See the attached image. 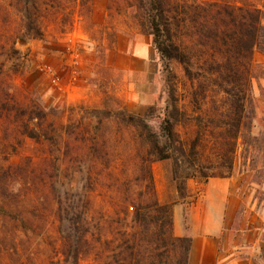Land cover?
<instances>
[{
  "label": "rangeland",
  "instance_id": "374dc122",
  "mask_svg": "<svg viewBox=\"0 0 264 264\" xmlns=\"http://www.w3.org/2000/svg\"><path fill=\"white\" fill-rule=\"evenodd\" d=\"M169 1L183 19L197 5L258 9L264 26V0ZM148 3L0 0V170L30 176L0 182L18 193L0 189V264H115L129 260L128 247L134 264H174L154 219L143 227L133 218L134 204L155 200L172 206L173 236L190 240L188 264H264V31L248 82L229 84L226 67L205 75L217 68L203 57L205 79L192 86L182 65L160 59ZM179 38L201 52L191 24ZM165 65L186 113L178 131L196 148L188 158L209 177L189 179L185 200L173 175L182 180L186 158L157 161L127 122L153 107L159 132ZM243 97L235 137L230 103ZM83 213L91 247L78 257L67 231L74 221L83 229Z\"/></svg>",
  "mask_w": 264,
  "mask_h": 264
},
{
  "label": "trees",
  "instance_id": "16d2710c",
  "mask_svg": "<svg viewBox=\"0 0 264 264\" xmlns=\"http://www.w3.org/2000/svg\"><path fill=\"white\" fill-rule=\"evenodd\" d=\"M169 0H149L148 19L153 36V44L163 61H175L182 65L187 79L192 86L199 79H205V75H219L223 67L229 71V84L242 86V79H247V73L252 68L253 52L262 38L264 26L262 24V12L258 9L234 7L229 8L220 4L207 6L197 5L196 8H189L190 17L180 18L178 6L171 7ZM191 10V11H190ZM191 24L195 29V35L198 37L197 46L201 52L197 55L195 50H190L187 44L179 38L181 29H185ZM205 57V64L213 62L217 70H206L202 74L200 61ZM193 68H197L195 72ZM165 83L168 92V99L165 108L161 111V121L159 132L154 131L148 120L151 119L155 109L149 107L145 118L130 116L128 124L140 130V136L149 149V154L157 161H177L181 156L186 158L187 171L182 180H179L177 174L173 175V180L177 184L179 198L185 200L188 197L187 181L193 178H200L207 181L208 175L204 174L203 166H196L189 160V155L196 151L192 147V152L188 151L181 135L178 131L179 125L185 122L186 113L179 106L176 95L177 86L176 76L172 73L169 66L165 65ZM201 81V80H200ZM226 93V92H225ZM244 97L235 99L232 104V115L230 114V128L237 137L244 119ZM232 172V166L229 168ZM229 172V173H230ZM18 176L29 178V171L21 166L10 167L0 170V182L9 179H15ZM2 184V189L9 197L11 194L18 196L14 189L9 185ZM13 189V190H12ZM12 198V197H11ZM1 211L12 214L8 206L1 207ZM134 221L143 227H147L153 220L155 226L160 230L159 237L164 243L170 241L174 246L176 260L174 264H188L191 242L187 238H177L172 234V206L160 205L157 200L153 204H134ZM81 228L73 227L67 231L68 249L75 250V254L80 257L82 251H87L91 247L88 239V231H85L87 224L86 215L83 213L78 217ZM66 244V243H65ZM67 247V246H66ZM131 254L123 260H116L115 264H134L133 248L128 247ZM180 250V254L177 252ZM89 251V250H88ZM87 251V253H88ZM168 255V254H167ZM114 264V263H113ZM135 264H139L135 262Z\"/></svg>",
  "mask_w": 264,
  "mask_h": 264
}]
</instances>
